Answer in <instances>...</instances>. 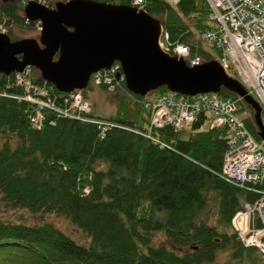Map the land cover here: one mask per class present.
<instances>
[{"label":"trees","instance_id":"obj_1","mask_svg":"<svg viewBox=\"0 0 264 264\" xmlns=\"http://www.w3.org/2000/svg\"><path fill=\"white\" fill-rule=\"evenodd\" d=\"M25 1L0 0V19L8 21L12 41L17 39L10 26H36L25 17ZM146 12L161 22L173 44L189 45L205 63L216 59L195 37L211 27L206 0H182L177 6L147 0ZM33 82L48 87L54 98L53 107L42 108L40 129L33 122L38 104L25 100L15 74L0 76L1 203L8 210L66 216L90 243L80 245L51 223L0 221V264H205L222 249L231 248L234 258L250 250L228 230L236 213L258 195L223 178L226 129L201 130L199 121L188 138L184 130H151L147 98L130 92L126 82L124 88L137 100L135 121L125 101L114 116L74 117L64 114L68 95L40 75ZM220 95L248 111L247 126L263 143L253 108L226 89ZM211 191L219 196L216 225L207 214L205 193ZM159 235L167 245L158 242Z\"/></svg>","mask_w":264,"mask_h":264},{"label":"water","instance_id":"obj_2","mask_svg":"<svg viewBox=\"0 0 264 264\" xmlns=\"http://www.w3.org/2000/svg\"><path fill=\"white\" fill-rule=\"evenodd\" d=\"M24 11L29 21L41 22L40 39L12 41L0 33V74L36 68L59 92L72 94L86 90L94 74L109 71L117 62L127 89L141 97L161 87L188 97L226 89L253 108L264 142L262 107L247 89L217 61L190 67L163 52L162 24L150 14L97 0L60 2L55 9L30 2Z\"/></svg>","mask_w":264,"mask_h":264},{"label":"built area","instance_id":"obj_3","mask_svg":"<svg viewBox=\"0 0 264 264\" xmlns=\"http://www.w3.org/2000/svg\"><path fill=\"white\" fill-rule=\"evenodd\" d=\"M70 1L63 0L65 3ZM165 1L177 6L182 0ZM206 2L210 8L211 27L201 33L195 32V37L207 46L208 51L215 52V60L224 72L238 80L250 95L255 96L263 111L264 0ZM146 3L147 0H133V6L140 11H146ZM0 32L8 33L6 24L2 21ZM159 45L163 52L182 58L191 67L204 63L200 55L192 53L189 45L173 44L165 31L162 32ZM217 50L221 51L218 56ZM27 72L29 70L17 75L16 84L33 90L34 103L39 104L37 101L42 99L45 101V107L54 106L52 92L34 85L31 80L28 81ZM117 81H124L119 63L114 64L109 71H100L93 75L95 84L104 83L114 88L112 85ZM65 104L68 105V110L64 112L66 115L81 117L91 112L90 106L76 94L66 97ZM146 108L151 113V130L172 128L178 132L199 121H202L201 129L207 127L210 130H227L228 149L224 155L223 178L250 187V191L258 195V200L245 203L243 209L236 213L232 227L244 247L255 248L264 255V143H259L249 130L248 111L244 110L238 101L225 98L219 93L195 97L172 92L155 94L147 100ZM35 119L36 117L33 122ZM42 120L36 121L35 127L40 129ZM262 120L264 123V115Z\"/></svg>","mask_w":264,"mask_h":264},{"label":"rangeland","instance_id":"obj_4","mask_svg":"<svg viewBox=\"0 0 264 264\" xmlns=\"http://www.w3.org/2000/svg\"><path fill=\"white\" fill-rule=\"evenodd\" d=\"M52 1L55 5L57 3L63 2V0H39V3H49ZM7 24V23H6ZM9 30V26L7 27ZM13 38L17 40L22 39H40L41 35V26L38 24L34 28H18V27H11ZM200 41V40H199ZM203 47L207 48V46L202 42ZM58 59V58H57ZM29 72H27L26 77L27 80H31V82L43 89L49 90L48 87L42 86L39 84H35L33 80L37 78L41 73L38 69L29 67ZM29 73V74H28ZM20 73H16L15 77ZM17 82V81H16ZM124 81H117L113 83L111 86L105 85L104 83L101 84H93L84 91H78L76 93L77 97L81 99L84 103L88 104L91 108V113H94L97 116L101 117H109L114 116L119 111V105L122 104V101L126 102L127 110L132 120H136L138 118L136 111V102L137 100L133 95H131L127 90L124 88L123 83ZM26 96L24 97L25 100H29L33 102L34 99V92L31 88H25ZM152 96H147L151 98ZM255 97V96H254ZM31 100H30V99ZM256 98V97H255ZM146 100V102H147ZM39 113L36 116L35 122L40 121L44 117V112L42 111L44 106V102L42 99L37 101ZM53 107L49 106L48 108ZM146 115V114H144ZM34 122V124H35ZM193 133L191 127H186L183 132V138H188ZM263 142V141H262ZM205 199L207 201V214L209 217V222L211 225H216L218 222V210H219V196L217 193L211 191L205 193ZM0 221L4 223H11V224H23V225H42L46 223H51L55 225L59 230H61L64 234L71 237L73 240L78 242L80 245L89 246L90 240L83 234V232L77 228L72 221L66 216H58L55 214H46V215H37L31 213L27 209H15V210H8L5 209L1 203L0 197ZM230 234L235 233L233 229L228 230ZM159 243H164L167 245L166 239L159 235L157 238ZM246 248V247H245ZM248 249V248H247ZM232 250L229 249H222L219 250L215 260L210 263L205 264H264V256L257 250V249H250L246 250L241 258H234L232 257Z\"/></svg>","mask_w":264,"mask_h":264},{"label":"bare ground","instance_id":"obj_5","mask_svg":"<svg viewBox=\"0 0 264 264\" xmlns=\"http://www.w3.org/2000/svg\"><path fill=\"white\" fill-rule=\"evenodd\" d=\"M2 76H5V75H2ZM43 123L41 122V127H42Z\"/></svg>","mask_w":264,"mask_h":264}]
</instances>
